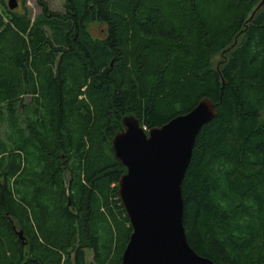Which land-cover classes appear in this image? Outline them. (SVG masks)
I'll return each mask as SVG.
<instances>
[{"label": "trees", "instance_id": "16d2710c", "mask_svg": "<svg viewBox=\"0 0 264 264\" xmlns=\"http://www.w3.org/2000/svg\"><path fill=\"white\" fill-rule=\"evenodd\" d=\"M260 1L37 0L33 20L1 2L0 264H119L131 227L112 137L126 114L148 131L203 97L216 114L182 182L187 241L216 264H264Z\"/></svg>", "mask_w": 264, "mask_h": 264}, {"label": "water", "instance_id": "95a60500", "mask_svg": "<svg viewBox=\"0 0 264 264\" xmlns=\"http://www.w3.org/2000/svg\"><path fill=\"white\" fill-rule=\"evenodd\" d=\"M7 6L16 8L17 0ZM215 106L203 97L186 113L148 131L133 114L123 116V127L111 140L114 157L126 169L117 195L131 227L119 264H216L189 245L182 220L184 175L196 136L215 117ZM15 233L24 244L22 230Z\"/></svg>", "mask_w": 264, "mask_h": 264}, {"label": "rangeland", "instance_id": "374dc122", "mask_svg": "<svg viewBox=\"0 0 264 264\" xmlns=\"http://www.w3.org/2000/svg\"><path fill=\"white\" fill-rule=\"evenodd\" d=\"M48 4L49 10L53 12H64L65 7L64 3L65 0H43ZM1 2H3L5 5H7L8 0H0V7ZM23 8H26L28 17L33 20L36 16H38L41 12L40 5L38 4L37 0H17V7L13 10L22 11ZM90 31L95 36H102L104 34V26L102 24H90L89 25ZM220 59L219 55H216L214 58V62L218 61ZM26 101L29 100V96L24 97ZM65 181H68V176H65ZM15 231L19 230V228L16 229L14 227ZM16 234V233H15ZM17 235V234H16ZM18 238V235H17ZM88 258L90 259V254H88Z\"/></svg>", "mask_w": 264, "mask_h": 264}, {"label": "built area", "instance_id": "2783aa9c", "mask_svg": "<svg viewBox=\"0 0 264 264\" xmlns=\"http://www.w3.org/2000/svg\"><path fill=\"white\" fill-rule=\"evenodd\" d=\"M143 129H145V127H143Z\"/></svg>", "mask_w": 264, "mask_h": 264}]
</instances>
